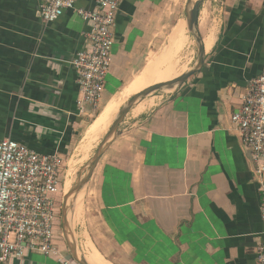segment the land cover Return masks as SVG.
<instances>
[{
    "label": "crops",
    "instance_id": "0c3cea01",
    "mask_svg": "<svg viewBox=\"0 0 264 264\" xmlns=\"http://www.w3.org/2000/svg\"><path fill=\"white\" fill-rule=\"evenodd\" d=\"M219 1V32L216 27L204 69L180 88L136 105L89 182L109 237L101 250L93 245L110 264L256 262L264 234L261 191L231 117L249 81L264 69V0ZM162 2L123 1L101 106L123 96L160 54L157 37L167 29L156 11ZM40 3L0 0V140L66 160L92 119L78 114L72 65L90 27L75 11L47 25ZM94 6L93 0L77 3ZM186 17L185 9L176 28L185 22L187 30ZM172 35L173 26L168 43ZM109 128L99 124L93 138ZM55 244L52 257L29 253L7 264H74Z\"/></svg>",
    "mask_w": 264,
    "mask_h": 264
},
{
    "label": "built area",
    "instance_id": "2783aa9c",
    "mask_svg": "<svg viewBox=\"0 0 264 264\" xmlns=\"http://www.w3.org/2000/svg\"><path fill=\"white\" fill-rule=\"evenodd\" d=\"M93 1L92 9L78 8V0H41L39 7L47 25L65 12L75 11L90 27L72 65L79 88L78 114L92 118L102 107L112 68L117 18L124 0ZM231 123L251 154L264 222V69L249 81ZM64 171L65 158L61 154H42L15 140H0V264L23 259L29 253L52 257L58 252L55 238ZM255 264H264V234L256 249Z\"/></svg>",
    "mask_w": 264,
    "mask_h": 264
},
{
    "label": "rangeland",
    "instance_id": "374dc122",
    "mask_svg": "<svg viewBox=\"0 0 264 264\" xmlns=\"http://www.w3.org/2000/svg\"><path fill=\"white\" fill-rule=\"evenodd\" d=\"M187 3L188 0H163L162 3L157 4L156 6V11H159V15H160L159 17L161 18L160 19L161 24L163 23L167 28L166 34L163 37L161 36L157 37L162 42L160 45L162 46L169 45L170 40L168 43V36L172 26H173V35L175 34L176 31H180L185 37L186 42L182 47V49L180 50V52L177 53L178 69L180 70L184 69L185 70L184 73L191 70L196 65L198 59V50H197L195 38L188 31V28L186 30L185 22H182L181 25L178 26V28H176L180 20L183 18L185 19V9ZM218 3L220 5L222 4V2H220L219 0ZM201 9H202V19L200 20V24H201L200 31L203 33V35L205 31L208 32L211 29L215 30L216 27L219 32L220 8L216 6L214 0H204ZM162 46L161 48H157L158 50L157 55L159 53L160 54L158 56H155V58L150 62L157 59L167 47L164 46L165 47L164 48ZM134 80L129 84V87L125 91V94L123 96L118 95L116 97H113L111 100H109L110 101L109 103H105L104 105H102L100 113L97 115V117H93L92 119H88L86 121L84 127L82 128L83 136L81 137L80 141L76 144V150L74 151L73 155L68 156V158L66 157L65 171H64L65 183L63 184L61 195L59 196L60 215L57 221L55 241L57 242V244L62 245L63 249H65L70 255L71 253L67 247V243L65 241L63 228H62V207H63L65 195L69 192L70 188L76 183L79 177L80 170L95 156L101 144V141L104 139L106 135L104 134L102 136H99L97 139H94L93 132L96 130V127H98L99 124L100 125L103 124V126L107 131L108 127L114 121V118L113 119L111 118L113 117L112 115H114L116 112L119 111L120 106L124 107V105L126 104V103L124 104V102L129 96L135 95V93L137 92L136 89L132 87ZM169 91L171 92V90L159 91L150 95V97L165 95L169 93ZM108 107L110 109L106 111ZM97 120L100 122H97ZM88 185L81 191L80 193V195L82 194L81 199H79L80 195L78 196L76 203L75 217L73 222L77 243L80 247L81 253L84 254L85 256L86 253L89 254V250L87 249V242H91V244L95 243L98 246V250H101L100 242L102 240L108 241L109 238L105 232V228L102 226L101 220H99L97 202L96 199L93 198L94 194L89 193ZM80 207L82 209H80ZM98 254L100 255L99 252ZM104 262L105 264H109L108 261L104 260Z\"/></svg>",
    "mask_w": 264,
    "mask_h": 264
},
{
    "label": "water",
    "instance_id": "95a60500",
    "mask_svg": "<svg viewBox=\"0 0 264 264\" xmlns=\"http://www.w3.org/2000/svg\"><path fill=\"white\" fill-rule=\"evenodd\" d=\"M204 0H188L186 6V21L188 31L195 38L198 59L196 65L189 71L183 73L175 79L163 83L153 85L140 93L134 95L127 103L122 107L116 115L112 125L106 133L104 139L97 150L95 156L80 170L79 177L76 183L70 188L69 192L65 195L63 207H62V228L67 247L71 253L73 260L77 264H90L87 257L81 253L80 247L77 243L76 235L74 232L73 222L76 211V203L81 191L88 185L95 170L100 163L103 155L106 153L111 144L121 134L120 127L124 123L127 115L150 95L164 90H175L180 88L192 76L200 73L205 66L206 62V47L204 44V37L200 31V13Z\"/></svg>",
    "mask_w": 264,
    "mask_h": 264
},
{
    "label": "bare ground",
    "instance_id": "6f19581e",
    "mask_svg": "<svg viewBox=\"0 0 264 264\" xmlns=\"http://www.w3.org/2000/svg\"><path fill=\"white\" fill-rule=\"evenodd\" d=\"M215 36L216 35H215L214 29H211L208 32L205 31L204 43H205L207 51L211 50V48L214 44ZM185 42H186V40H185V37L182 34V32L176 31L175 34L171 37L169 46L164 50V52H162V54L155 61L150 62L145 67L141 76L133 82L132 87H134L136 89L137 94L139 92L153 86V85L158 84V83L171 81V80L175 79L176 77H179L181 74L184 73V71H185L184 69H181V70L178 69L177 53L180 52V50L184 46ZM140 107H139V111H140V109H142ZM109 109L110 108L108 107L106 109V111ZM118 112H116L114 115H112L113 117H111V118L115 119ZM81 196H82V194L80 195L79 199H81ZM80 209H82V208L80 207ZM87 249L89 250V254L86 253V257H87V260L89 261L90 264H105L104 260L98 254L96 248L94 247L93 244H91V242H87ZM106 263H108V262H106Z\"/></svg>",
    "mask_w": 264,
    "mask_h": 264
},
{
    "label": "clouds",
    "instance_id": "9594fccd",
    "mask_svg": "<svg viewBox=\"0 0 264 264\" xmlns=\"http://www.w3.org/2000/svg\"><path fill=\"white\" fill-rule=\"evenodd\" d=\"M71 256V255H70ZM72 257V256H71ZM73 259V258H72Z\"/></svg>",
    "mask_w": 264,
    "mask_h": 264
}]
</instances>
